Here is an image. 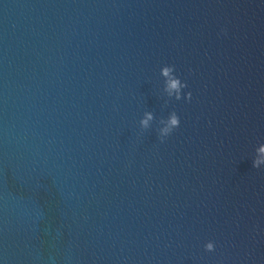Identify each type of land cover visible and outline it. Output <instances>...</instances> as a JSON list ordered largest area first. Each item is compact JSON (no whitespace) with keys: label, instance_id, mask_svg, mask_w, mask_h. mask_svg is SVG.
Returning <instances> with one entry per match:
<instances>
[{"label":"water","instance_id":"1","mask_svg":"<svg viewBox=\"0 0 264 264\" xmlns=\"http://www.w3.org/2000/svg\"><path fill=\"white\" fill-rule=\"evenodd\" d=\"M261 144L264 0H0L3 264H264Z\"/></svg>","mask_w":264,"mask_h":264},{"label":"clouds","instance_id":"2","mask_svg":"<svg viewBox=\"0 0 264 264\" xmlns=\"http://www.w3.org/2000/svg\"><path fill=\"white\" fill-rule=\"evenodd\" d=\"M159 75L163 78L164 92L169 98L174 97L177 101L185 100L188 102L192 100V93L190 91H185L188 88V84L176 74L174 66L164 65L160 67ZM152 121V113L146 112L143 118L139 121V126L142 130H147L151 127ZM161 125L158 138L161 143H164L167 138L180 127L181 120L176 112H172L166 120L161 121ZM252 166L258 170L264 169V144H261L256 148L255 156L252 160ZM216 247L215 242L208 241L204 244V251L207 253H214ZM0 264H3L2 260H0Z\"/></svg>","mask_w":264,"mask_h":264}]
</instances>
